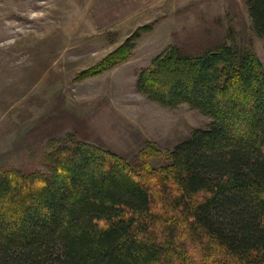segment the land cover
Segmentation results:
<instances>
[{
  "label": "trees",
  "instance_id": "1",
  "mask_svg": "<svg viewBox=\"0 0 264 264\" xmlns=\"http://www.w3.org/2000/svg\"><path fill=\"white\" fill-rule=\"evenodd\" d=\"M248 6L264 39V0ZM161 69L166 89L153 83ZM138 88L213 123L152 178L89 147L44 184L0 175V264H264L262 62L235 45L197 58L171 48Z\"/></svg>",
  "mask_w": 264,
  "mask_h": 264
},
{
  "label": "rangeland",
  "instance_id": "2",
  "mask_svg": "<svg viewBox=\"0 0 264 264\" xmlns=\"http://www.w3.org/2000/svg\"><path fill=\"white\" fill-rule=\"evenodd\" d=\"M249 1L0 0V175L44 184L89 147L152 178L213 120L151 99L141 73L171 48L197 58L223 45L264 67ZM162 71L153 83L166 89Z\"/></svg>",
  "mask_w": 264,
  "mask_h": 264
}]
</instances>
